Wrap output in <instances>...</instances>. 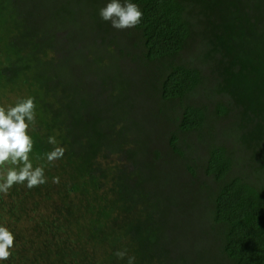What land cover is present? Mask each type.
<instances>
[{
  "label": "trees",
  "instance_id": "trees-1",
  "mask_svg": "<svg viewBox=\"0 0 264 264\" xmlns=\"http://www.w3.org/2000/svg\"><path fill=\"white\" fill-rule=\"evenodd\" d=\"M126 22L135 31L139 55L160 62L152 77L160 98L177 101L175 126L166 136L173 152L183 153L179 134L208 133L205 106L183 101L198 87L212 97L215 115L234 112L230 135L237 150L212 140L205 147L202 170L213 182L208 190L204 186L205 210L209 228H216L211 246L194 240L185 247L173 239L184 231L169 207L194 208L195 200L158 196L151 186L158 180L154 168L127 187L122 173L114 177L95 161L103 162L104 151L113 152L127 137L138 139L136 127L124 135L120 127L107 133L100 109L129 98L113 58L114 53L123 56V37L116 33ZM66 26L71 42L68 48L59 45L62 59L70 50L82 52L71 49L81 37L87 43L88 32L97 33V41L87 45L96 53H86L84 63L101 84L111 86L110 103L90 106L88 92L69 75L61 76L65 68L52 65L51 53L58 46L54 33ZM185 45L194 49L186 62L179 58ZM0 146L8 162L10 196L29 200L36 213L49 212L53 226L44 228L59 232L53 237L39 231L37 243L20 246V254L33 261L221 264L216 248L220 261L264 264V0H0ZM125 150L133 157V151ZM67 165L73 166L75 179L53 196L44 186L59 183ZM185 168L193 172L187 162ZM40 194L43 204L32 201ZM122 211L128 214L124 220ZM6 264H12L9 258Z\"/></svg>",
  "mask_w": 264,
  "mask_h": 264
},
{
  "label": "rangeland",
  "instance_id": "rangeland-1",
  "mask_svg": "<svg viewBox=\"0 0 264 264\" xmlns=\"http://www.w3.org/2000/svg\"><path fill=\"white\" fill-rule=\"evenodd\" d=\"M120 18L123 20V17ZM69 28V26H66L54 33L58 46L51 53L53 56L52 65L56 68H65L63 72L65 76H61L65 79L69 75L71 82L79 83V86L82 87L81 90L88 92L87 95L91 98L90 106L94 103L109 102L108 94L111 91V86L107 85V83L101 84L98 76L88 71L84 63V60L87 61L88 59L84 56L86 53H96V49L93 46L89 45L88 47L87 45L90 43V40L97 41V33L87 31L91 34L87 43L81 37L71 48L76 49L80 47V51L82 52L72 53V50H70L68 58L64 57L68 59V62L64 64V58L62 59L61 56L63 52L60 48H68V44L70 45V35L68 34L71 31H69ZM121 28L122 32L117 30L119 33L116 34L123 37V56L120 57L118 55L117 57L114 53L113 58H117V64H120L123 78L121 77L119 81L124 80V82H127V88L129 89L126 94L128 93L127 96L129 98L122 100V104L115 106L107 104L103 110L101 106L100 109L105 115V123L102 125L107 133H112L113 128L120 127L123 135L127 134V130H130V128L134 129L136 127L134 130L136 134L138 132V139L133 140V137H127L125 143L122 141L118 145L119 149L114 148L113 152L104 151L105 157L103 158V162L97 159L95 161L104 164L114 177L116 174L122 173L123 181L127 184V187H131L134 181L139 178L140 173L142 177L147 176L148 168L149 170L154 168L155 172L158 171V180L151 186H153V189H156L158 196L170 194L173 197L178 196V198L183 199L187 196L188 199L195 200L194 208L190 206L189 209H185V207H180L181 205L179 204H172L169 207L170 215L172 218L174 217L177 223L182 224L184 231V235H181V237H177L174 234L173 239L185 247L189 245V242H193L194 240L197 242L201 240L208 241L209 246H211V244H215L213 238L215 237L216 228H209L210 214L205 210L207 208V200L205 199L206 190L209 189L208 186L213 187L212 180L202 170L206 156L205 147L212 140L213 142H222L227 147L237 150L230 135V125L233 119L231 114L233 115L234 112L231 113L229 110L224 116L215 115L212 108V97L204 95V92L202 93L201 89H199L200 87H198L194 93H190L187 99L185 98L183 101L198 102V104L205 106V123L209 125L208 133L198 134L196 131H190L189 133L179 134L177 146L183 149V153L180 155L173 152L169 147L166 136L167 131L175 126L174 119L172 118L178 115L179 112L177 101H167L160 98L157 81H153L152 79L161 67L160 62L157 60L148 62L139 55L137 44H135L136 34L129 22L124 23ZM194 41L195 39H193ZM193 42H190V44ZM83 43L87 47H83ZM193 51L194 49L191 45H185L179 51L180 60L185 62L191 60L190 54ZM203 70L205 72L206 68L203 67ZM61 76L59 77L62 79ZM207 84L209 85L208 82L203 83V85ZM2 100L5 101L6 98ZM133 118L136 120V125L131 126L130 121ZM133 131L132 133L130 132L131 136L133 135ZM109 149L111 150V148ZM125 149L133 151V157L127 155ZM0 151H2L1 146ZM1 154L0 152V264H6L8 258L12 264H44L43 261L36 259L33 261V258L28 255L20 254L22 252L20 246H25V242L30 245L37 243L40 240V236H38L39 231L53 237H56L59 232H56L54 229L47 230L44 228L46 224L53 226V220L50 217H46V215L49 216V212L47 214L36 213L34 209L33 211L30 209L34 208L35 205L32 203L33 206H29V200L18 201L15 196H10L8 191L10 179L8 176V162L6 158L2 159ZM131 158L136 159L137 161L135 162L137 163L131 164ZM186 162L193 166L192 173L185 168ZM133 165H136L138 170ZM73 169L72 165L63 167L62 170L65 174L62 173L60 182L48 183L44 187L54 192L53 196H55L58 189L63 190L64 187L71 185L75 179L74 174H71V170ZM143 183L145 182L143 181ZM143 185L146 186L147 184ZM53 186L58 188L55 190ZM204 186L207 187L206 190ZM184 189L187 192L183 191ZM200 193L204 194L201 195ZM35 199L39 202L41 201V204H43L41 194L35 198L33 197L32 201H35ZM41 204L39 205L40 208L43 206ZM45 205H47V202L42 207L46 210ZM186 212L188 214L187 217L183 216L185 215L183 213ZM124 214L125 212L123 211L119 214V216H125L123 220L128 215ZM10 251H14L16 256L12 257ZM214 252H217L215 253L216 258L219 259L221 264H229L227 261H220L221 258L218 256L219 252L216 248L213 250Z\"/></svg>",
  "mask_w": 264,
  "mask_h": 264
}]
</instances>
